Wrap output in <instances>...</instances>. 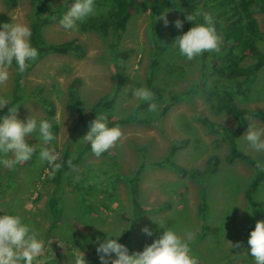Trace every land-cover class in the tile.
Returning <instances> with one entry per match:
<instances>
[{
    "label": "rangeland",
    "instance_id": "1",
    "mask_svg": "<svg viewBox=\"0 0 264 264\" xmlns=\"http://www.w3.org/2000/svg\"><path fill=\"white\" fill-rule=\"evenodd\" d=\"M202 0H174L159 10L150 20L149 11L138 6L132 12L127 29L119 47L131 49L132 54L125 62L126 83L115 97L116 104L106 112L111 120L122 119L130 114L145 122H130L116 126L122 137L115 147L99 158L91 151L60 176V213L56 226L51 229L52 215L49 198L54 188L53 175L47 163L38 160L41 147H48L75 160L86 142L82 138L90 130V122L97 118L92 115L80 124L67 109V89L74 78L81 79L79 92L85 109H90L98 100L115 94L113 67L109 59L107 39L99 36L89 25L101 19L115 8L114 0H103L94 5V14L85 21L77 22V30H65L60 23H52L43 29V37L49 43L62 44L76 40L83 49L81 57L76 55H48L32 65L25 75L22 86L24 99L15 107L18 119L25 120L32 115L37 122L47 119L45 109L38 98H47L55 107L56 128L52 132L56 139L44 145L36 134L26 137L30 146L37 150L32 160L13 169L0 165V208L5 214L19 215L23 223L38 232V239L45 244L49 237L53 240L69 241L72 246L86 251L102 243L108 235L116 239L123 234L131 217L129 185L127 178L140 170L139 203L146 210L124 245L136 244L138 250L153 243L165 228H172L182 237L185 232L194 233L190 241L191 255L199 264H255L250 255L246 238L255 229L256 223L264 221V180L257 188L254 198L258 204L257 219L251 214L245 191L256 169L236 160L227 163L225 156L230 153L226 137L220 132L209 130L200 120L207 118L216 126L228 129L235 127L234 120L220 107L217 99L209 95L224 82L210 77L206 82L201 78L197 57L188 60L174 45L182 35V29L175 26L177 19L186 25L189 11ZM69 0H51L50 8L60 9L68 4L62 17L72 4ZM34 0H17L14 7H8L0 0V31L3 23H11L12 17L29 25L33 21ZM222 8L208 6L204 13L212 16ZM166 13L169 21L164 25L161 14ZM253 19L263 39L258 47L264 52V14L259 10L252 13ZM226 40L223 32L216 29ZM151 33H154L162 51L154 72L150 69ZM222 42V43H223ZM239 55V53H237ZM250 63L249 59L244 64ZM10 79L0 86V96L8 101L12 98L14 72L9 69ZM153 77V85L158 97L156 112L148 111V103L133 98L135 87H146L147 79ZM200 83V90H190ZM175 97L174 105L162 112L168 100ZM239 105L250 110L264 112V68L258 73L255 86L246 98H239ZM4 109V108H3ZM0 109V122L9 110ZM105 113V112H101ZM100 114V113H99ZM57 118L59 123H57ZM249 124L264 127L257 118H249ZM243 135L237 141L240 153L264 163V153L245 154ZM187 140L183 149H178L173 161L186 168L203 171L211 155L221 159L218 171L209 176L200 189V182L189 177H181L165 165H159L174 145ZM141 155L147 164L141 167ZM48 169V171H46ZM155 221H153V219ZM148 227L152 236L142 229ZM250 236V235H249ZM239 243L240 247L233 245ZM139 245V246H138ZM45 248L49 247L47 244ZM248 253V254H247ZM53 258L48 264H75V258L65 249L57 246L49 251ZM50 256V255H48ZM112 254V259H115ZM86 264H102L100 259H85Z\"/></svg>",
    "mask_w": 264,
    "mask_h": 264
},
{
    "label": "trees",
    "instance_id": "2",
    "mask_svg": "<svg viewBox=\"0 0 264 264\" xmlns=\"http://www.w3.org/2000/svg\"><path fill=\"white\" fill-rule=\"evenodd\" d=\"M8 7H14L17 0H3ZM35 9L33 12V21L30 26L31 37L30 42L33 47L38 49L39 56L35 60L27 61L28 68L24 73L18 71V65L15 61L12 64L14 72V86L12 98L9 105L3 109L4 113L9 108L17 105L24 99L22 92L23 80L25 75L31 69L32 65L42 60L48 55H76L82 56L83 49L76 40H71L66 43L56 44L49 43L43 37L44 27L56 23L63 18L62 13L68 7L65 4L58 10L50 8L51 0H34ZM103 0H94V5H100ZM174 0H114L115 8L111 10L106 17L95 19L89 25L91 30H94L99 36L107 39V48L109 59L111 61L115 79V94L113 96H105L98 100L90 109H85L82 103L79 87L81 79L74 78L68 85L67 89V109L76 117V123L80 124L88 117L99 114L101 112H108L116 104L115 97L122 90L126 83V67L125 62L131 56V49H121L119 47L123 34L127 29L128 22L131 18L132 12L138 6L144 7L149 11L150 20L153 21L156 13L167 5H174ZM75 0H69V4H74ZM222 8L218 14L213 16L215 28L223 32L226 40L221 44L219 52H205L203 55L197 57L200 67L201 78L206 82L210 77H214L219 81H223L224 85L217 87L209 95L217 99L219 107L227 113L235 122L233 129H228L224 126H216L207 118H200L201 122L211 131L220 132L226 137L229 144L230 153L225 156L227 163H233L236 160L243 161L256 169V172L251 179L246 191L245 199L251 214L257 219L260 217L258 204L254 198V194L259 187L260 183L264 180V171L255 167V162L248 156L240 153L237 149V141L248 129L249 118L254 117L264 124V112L257 110H250L243 108L239 105V98H246L258 78L259 71L264 68V52L258 47V43L263 39V33L259 30L256 21L252 17L254 10H259L264 14V0H202L192 7L189 15L196 16V21H186V25L182 28V34L194 27L196 23H204L203 15L208 6ZM151 49H150V69L153 73L158 64V58L162 51L154 33H151ZM239 53V55H237ZM249 59L250 63L244 64L245 59ZM147 88L154 93V97L159 94L153 85V77L147 79ZM200 90V83L195 84L191 88V92H198ZM116 95V96H115ZM176 98L172 97L168 100L163 113L168 111L175 103ZM38 101L45 109L47 120L52 123V127L56 128L55 107L52 101L47 98H38ZM247 118V119H246ZM145 122L139 119L135 114L111 120L108 117V126L116 127L130 122ZM188 141L183 140L178 145L172 146L168 156L158 162L159 165H165L174 170L181 177H189L200 182V189L203 191V185L207 178L215 174L221 163L218 155H211L206 161V168L203 171L198 169H186L173 161V156L178 149H183L187 146ZM91 151L89 143H85L83 149L75 160H72V166L75 165L85 154ZM107 154V152L103 153ZM141 167L147 164V161L141 155ZM68 153L65 152L60 164L62 165L59 171L53 175L54 188L49 198V210L52 215L51 229L56 226L60 213V197L59 192L61 189L60 176L62 173L68 171L72 166L68 164ZM139 180L140 170L131 178H127L126 182L129 185V201L131 205V217L127 228L124 233L118 238L121 244L127 242L132 230L137 226L140 218L146 213V210L139 203ZM4 213L0 208V216ZM259 221V218L258 220ZM248 234L246 241L249 239ZM49 242V243H48ZM66 244L65 249L72 254V243L63 241ZM47 246L54 249L60 247V240H53L49 237ZM129 249V254L136 252L138 247L136 244L126 245ZM139 246V245H138ZM98 245L86 251H82L85 259H100L97 253ZM62 248V247H61ZM145 246L143 247V249ZM49 260L53 258L52 254L48 253Z\"/></svg>",
    "mask_w": 264,
    "mask_h": 264
},
{
    "label": "clouds",
    "instance_id": "3",
    "mask_svg": "<svg viewBox=\"0 0 264 264\" xmlns=\"http://www.w3.org/2000/svg\"><path fill=\"white\" fill-rule=\"evenodd\" d=\"M92 14H94V0H75L59 23L65 30L75 31L77 22L85 21ZM159 18L163 19L167 27L169 21L166 13L161 14ZM186 19L196 21V16L190 14ZM203 20L204 23H196L194 27L178 36L174 42L180 55L190 61L205 52L221 50L223 38L216 31L213 16L205 13ZM175 26L182 29L183 22L177 19ZM2 28L3 30L0 31V86H5L10 79L9 69L13 62L15 61L18 71L22 74L28 68L27 61L37 59L39 52L30 42L32 33L28 24L18 22L15 17H12V22L3 23ZM133 98L148 103L149 112H156L158 109L154 93L146 87H135ZM6 105H9V101L0 96V109L5 108ZM57 123H59L58 118ZM89 128L90 130L82 140L90 144L91 152L98 158L115 147L122 137L119 127L108 126L106 113L98 114L97 118L90 122ZM33 134H36L44 145L56 139L49 120H40L38 123L32 115L26 121L21 120L18 119L17 107L9 108V114L3 116L0 122V165L6 169H13L18 164L22 165L32 160L37 149L29 145L26 137ZM243 140L246 141V147L242 146L241 150L245 154L264 153V127L249 124ZM59 159V153L46 146L39 150V162L47 163L52 175L62 166L57 163ZM68 164L72 166L71 159L68 160ZM255 167L264 171V163L260 161H257ZM159 225L164 229L159 238L147 245L143 251L131 254L128 247L118 241L121 234H116V239L108 235L102 243L97 238V253L102 264H199L198 258L191 255L189 242L193 239V232L187 231L182 237L172 228ZM142 231L148 236L153 235L147 226ZM38 235L33 227L23 223L19 215L0 216V264H48V253L51 249L45 248L46 244L38 239ZM248 245L255 264H264V221L256 223L255 229L250 233ZM233 246L239 248L240 244ZM60 247L64 248L66 244L60 241ZM112 254H115V259H112ZM72 255L75 258V264H86L85 255L78 247H73Z\"/></svg>",
    "mask_w": 264,
    "mask_h": 264
}]
</instances>
